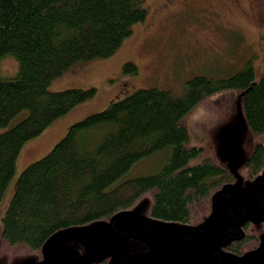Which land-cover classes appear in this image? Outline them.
Segmentation results:
<instances>
[{
	"label": "trees",
	"instance_id": "16d2710c",
	"mask_svg": "<svg viewBox=\"0 0 264 264\" xmlns=\"http://www.w3.org/2000/svg\"><path fill=\"white\" fill-rule=\"evenodd\" d=\"M148 14L144 0H0V203L26 143L96 94L95 88L53 92L50 84L79 62L112 56ZM7 59L15 62L14 73L2 70ZM124 69L138 70L132 63ZM230 90L240 93L254 140L247 168L262 171L264 77L252 64L227 78L195 75L181 94L139 88L72 124L47 155L23 170L2 218L0 252L28 257L58 231L138 207L179 222L208 210L237 171L222 165L211 145L195 144L202 138L188 117ZM160 156L157 172L128 177Z\"/></svg>",
	"mask_w": 264,
	"mask_h": 264
},
{
	"label": "rangeland",
	"instance_id": "374dc122",
	"mask_svg": "<svg viewBox=\"0 0 264 264\" xmlns=\"http://www.w3.org/2000/svg\"><path fill=\"white\" fill-rule=\"evenodd\" d=\"M144 3L149 8L147 20L134 26L132 34L112 56L79 62L50 84L53 92L95 88L96 94L23 147L15 175L0 203V227L23 170L47 155L75 122L108 108L139 88L157 87L181 94L186 81L195 75L227 78L248 64L256 68L258 76L264 77V0H144ZM127 63L136 65L137 72H125ZM1 68L14 73L17 66L7 59ZM239 97L240 93L232 90L215 94L192 110L188 121L191 131L202 138L196 140V145H211L222 165L236 170L241 166L239 172L243 174L247 169L242 164L249 158L254 140L250 142ZM162 160L161 156L148 158L135 166L128 177L151 175L160 169ZM236 182L226 187H233ZM147 202L148 199L143 203ZM47 251L54 258L59 256L51 246ZM0 264L34 262L1 251Z\"/></svg>",
	"mask_w": 264,
	"mask_h": 264
},
{
	"label": "flooded vegetation",
	"instance_id": "af4514ba",
	"mask_svg": "<svg viewBox=\"0 0 264 264\" xmlns=\"http://www.w3.org/2000/svg\"><path fill=\"white\" fill-rule=\"evenodd\" d=\"M247 160L242 164L247 172L236 170V185L215 193L211 209L187 222L156 219L145 207L137 208L58 231L28 259L34 264H264V169L253 173ZM48 246L59 256L54 258Z\"/></svg>",
	"mask_w": 264,
	"mask_h": 264
},
{
	"label": "water",
	"instance_id": "95a60500",
	"mask_svg": "<svg viewBox=\"0 0 264 264\" xmlns=\"http://www.w3.org/2000/svg\"><path fill=\"white\" fill-rule=\"evenodd\" d=\"M232 169H233V168H232ZM233 170H236V169H233ZM128 213H132V212H129V211L119 212V213H117V214L114 216L113 219L118 218V217L123 216V215H126V214H128Z\"/></svg>",
	"mask_w": 264,
	"mask_h": 264
},
{
	"label": "bare ground",
	"instance_id": "6f19581e",
	"mask_svg": "<svg viewBox=\"0 0 264 264\" xmlns=\"http://www.w3.org/2000/svg\"><path fill=\"white\" fill-rule=\"evenodd\" d=\"M148 206H149V204H148Z\"/></svg>",
	"mask_w": 264,
	"mask_h": 264
}]
</instances>
